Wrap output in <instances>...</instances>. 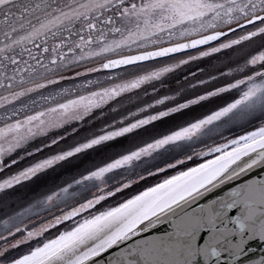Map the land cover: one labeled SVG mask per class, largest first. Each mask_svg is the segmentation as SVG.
I'll use <instances>...</instances> for the list:
<instances>
[{
	"label": "snow or ice",
	"instance_id": "1",
	"mask_svg": "<svg viewBox=\"0 0 264 264\" xmlns=\"http://www.w3.org/2000/svg\"><path fill=\"white\" fill-rule=\"evenodd\" d=\"M0 264H264V0H0Z\"/></svg>",
	"mask_w": 264,
	"mask_h": 264
},
{
	"label": "rangeland",
	"instance_id": "2",
	"mask_svg": "<svg viewBox=\"0 0 264 264\" xmlns=\"http://www.w3.org/2000/svg\"><path fill=\"white\" fill-rule=\"evenodd\" d=\"M47 179H51V177H49V178H47ZM40 183H41V182H37V184H36V185H33L32 187H33L36 191H39Z\"/></svg>",
	"mask_w": 264,
	"mask_h": 264
},
{
	"label": "water",
	"instance_id": "3",
	"mask_svg": "<svg viewBox=\"0 0 264 264\" xmlns=\"http://www.w3.org/2000/svg\"><path fill=\"white\" fill-rule=\"evenodd\" d=\"M253 246H255V244Z\"/></svg>",
	"mask_w": 264,
	"mask_h": 264
}]
</instances>
